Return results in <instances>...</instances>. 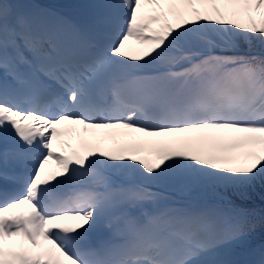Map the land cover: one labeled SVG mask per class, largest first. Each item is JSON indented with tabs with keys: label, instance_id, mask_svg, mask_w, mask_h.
Segmentation results:
<instances>
[{
	"label": "snow or ice",
	"instance_id": "1",
	"mask_svg": "<svg viewBox=\"0 0 264 264\" xmlns=\"http://www.w3.org/2000/svg\"><path fill=\"white\" fill-rule=\"evenodd\" d=\"M84 7L0 0V264H264L255 210L184 202L264 188V0Z\"/></svg>",
	"mask_w": 264,
	"mask_h": 264
},
{
	"label": "rangeland",
	"instance_id": "2",
	"mask_svg": "<svg viewBox=\"0 0 264 264\" xmlns=\"http://www.w3.org/2000/svg\"><path fill=\"white\" fill-rule=\"evenodd\" d=\"M61 0H12V2H24V3H38V2H42V3H47V5H51V4H55V3H58L60 2ZM80 7H79V10L81 12H85L87 9L84 7L85 5L89 4L92 2V0H77ZM40 4V3H38ZM57 5V4H55ZM54 5V6H55ZM241 39V38H240ZM129 41H132V44L133 47H135V49H132V50H129L132 54H135V50L137 48H139L140 46L136 43L135 40H129ZM128 41V43H129ZM242 48L249 52L251 51L252 49L248 47V45L246 46L245 44L242 43ZM240 52L244 53V51L242 49L239 50ZM217 54H222L219 50H217ZM223 54H226V53H223ZM130 61V60H129ZM131 63H133L131 61ZM150 67H153V66H150ZM132 135L134 136L132 139H143V134L141 133H132ZM123 141V140H121ZM112 143L111 141H109V144L108 146H111ZM155 190H164L165 191V194L168 195L170 197V202L172 203H175V202H179L182 200L183 198V194L181 193H178L176 192L175 190L171 189V188H168V189H164L163 186H156V189ZM207 200V201H206ZM186 203H191L193 204V206H213L215 203V201H211V200H208V199H204V198H199V199H191V200H187V201H184ZM230 204L234 205V206H241V207H246V206H251V205H254V204H246V203H241L237 200H233L230 202ZM255 205H258V206H264V203L262 202H256Z\"/></svg>",
	"mask_w": 264,
	"mask_h": 264
},
{
	"label": "trees",
	"instance_id": "3",
	"mask_svg": "<svg viewBox=\"0 0 264 264\" xmlns=\"http://www.w3.org/2000/svg\"><path fill=\"white\" fill-rule=\"evenodd\" d=\"M241 43L245 44L246 46L248 45V47L252 49L251 51L256 49L257 46H259L261 50H264V45H262L260 41L255 38L251 40V43L245 42L243 38H241ZM219 192L221 193V195H223V192H225V190L219 189ZM226 192L228 193V196L231 200H237L241 203H246V204H254L246 207L234 206V205L233 206L238 207L240 209L255 210V212L257 213V222H258V227L256 231V240L257 242H259L262 232H264V230H262V228L259 225V214L261 210H264V206H258L255 205V203L256 202L264 203V188L257 186L254 190L249 191L246 195H241L238 192L232 191L231 189H228ZM212 193L215 194L213 191ZM215 195L218 196L217 194Z\"/></svg>",
	"mask_w": 264,
	"mask_h": 264
},
{
	"label": "bare ground",
	"instance_id": "4",
	"mask_svg": "<svg viewBox=\"0 0 264 264\" xmlns=\"http://www.w3.org/2000/svg\"><path fill=\"white\" fill-rule=\"evenodd\" d=\"M65 3V2H64ZM127 44L129 45V50L135 49V47H133L132 41H129V43L127 42ZM128 130H106V131H101V130H89L88 133L93 137L94 135H98L97 138L99 136H116L118 140H125V139H129L132 140V138L134 137L132 135V133H129L127 135H121V133H127ZM54 148L58 149L60 148V146L54 142ZM56 166H52V168H55Z\"/></svg>",
	"mask_w": 264,
	"mask_h": 264
}]
</instances>
